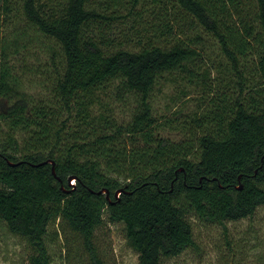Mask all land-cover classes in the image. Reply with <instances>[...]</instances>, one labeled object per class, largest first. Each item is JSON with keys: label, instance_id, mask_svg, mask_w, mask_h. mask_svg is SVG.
<instances>
[{"label": "trees", "instance_id": "trees-1", "mask_svg": "<svg viewBox=\"0 0 264 264\" xmlns=\"http://www.w3.org/2000/svg\"><path fill=\"white\" fill-rule=\"evenodd\" d=\"M0 24V223L25 264H52L66 228L104 264V222L123 224L136 264H164L195 244L191 216L226 232L264 205V0H0ZM35 40L47 59L30 61ZM179 70L209 88L174 138L151 95ZM116 99L134 102L128 119Z\"/></svg>", "mask_w": 264, "mask_h": 264}, {"label": "rangeland", "instance_id": "rangeland-1", "mask_svg": "<svg viewBox=\"0 0 264 264\" xmlns=\"http://www.w3.org/2000/svg\"><path fill=\"white\" fill-rule=\"evenodd\" d=\"M143 20L157 21V18L145 14ZM143 20H137L135 23L137 28L147 24ZM183 23L186 33L191 34L194 30L188 28L186 22ZM3 31L4 25L0 24V33ZM125 31L127 38L124 36ZM136 34L134 29L127 26L118 32L117 37L121 38V44H132L135 43ZM117 37L113 42L115 46L120 44ZM207 43L209 46L206 51L210 56L215 55L217 51L215 44L209 41ZM30 48L32 52L35 50L37 52L30 55V61L37 60L36 56L47 59L48 54L39 41L31 43ZM182 73L183 70H179L166 74L164 82L157 85L151 95L153 111L161 122L159 132L174 138L178 137V133L172 124L182 116L204 108L205 101L201 95L209 88L195 77L193 81L187 80ZM33 89L40 90L38 86H33ZM133 106L134 102L130 99L126 101L116 99L112 108L118 118L126 120ZM166 116H170L173 122H165ZM190 221L195 244L179 255L165 258L164 264H260L264 260V205L259 206L250 217L227 221L226 232L220 224L202 222L192 216ZM64 231H61L56 239L49 240L52 264H90V254L82 244L79 233L71 228ZM94 245L104 264L137 263V252L126 242L122 223L104 222L100 225L94 233ZM28 254L27 243L0 223V264H25Z\"/></svg>", "mask_w": 264, "mask_h": 264}, {"label": "water", "instance_id": "water-1", "mask_svg": "<svg viewBox=\"0 0 264 264\" xmlns=\"http://www.w3.org/2000/svg\"><path fill=\"white\" fill-rule=\"evenodd\" d=\"M47 161L52 162V170H53V172H54V164H53V161H52V160H47ZM42 162H46V160H44V161H42ZM10 163H11V164H15V162H11V161H10ZM71 178H72V176L69 177V179H71ZM103 191L107 192V189H105V190H103ZM118 191H120V190H117L116 193H117ZM116 193H115V194H116ZM107 197H108V193H107Z\"/></svg>", "mask_w": 264, "mask_h": 264}, {"label": "built area", "instance_id": "built-area-1", "mask_svg": "<svg viewBox=\"0 0 264 264\" xmlns=\"http://www.w3.org/2000/svg\"><path fill=\"white\" fill-rule=\"evenodd\" d=\"M74 182V180H73V178L70 180V183H73ZM118 194H119V191L116 193V195L118 196Z\"/></svg>", "mask_w": 264, "mask_h": 264}]
</instances>
